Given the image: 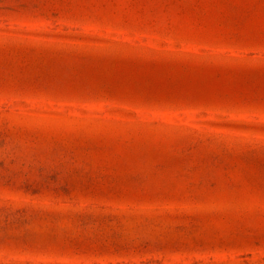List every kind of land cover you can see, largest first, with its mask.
I'll use <instances>...</instances> for the list:
<instances>
[{
	"label": "rangeland",
	"instance_id": "1",
	"mask_svg": "<svg viewBox=\"0 0 264 264\" xmlns=\"http://www.w3.org/2000/svg\"><path fill=\"white\" fill-rule=\"evenodd\" d=\"M0 264H264V0H0Z\"/></svg>",
	"mask_w": 264,
	"mask_h": 264
}]
</instances>
